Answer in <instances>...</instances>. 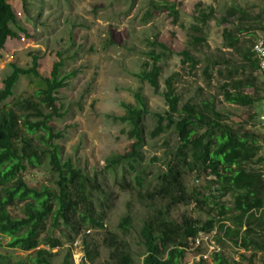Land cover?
Here are the masks:
<instances>
[{"label": "trees", "instance_id": "trees-1", "mask_svg": "<svg viewBox=\"0 0 264 264\" xmlns=\"http://www.w3.org/2000/svg\"><path fill=\"white\" fill-rule=\"evenodd\" d=\"M163 8L168 9L173 21H176L174 5L167 7L164 4ZM150 15L148 12L147 16ZM213 17L212 6L203 8L199 2L195 5L194 23L189 27L193 32L189 35V47L177 52L181 63L186 64L189 71L196 70L201 62L192 50L206 43L204 28ZM233 17H236L237 22L232 28L222 30V39L225 47L241 56V76H236V67L227 70V78L222 81L220 92L225 102L250 107L264 100V96L258 94L259 85L263 82L257 74L258 61L253 56L252 44L240 47L239 34L251 29L264 33V26L254 22L253 16L239 6L227 8L218 23H229ZM251 22L258 24L254 26ZM15 23L16 15L10 0H0V50L7 38L15 35L9 26ZM149 43L151 47L146 52L149 60L143 63L142 69L134 76L157 92L161 60L172 54L173 50L156 38ZM223 62L210 60L203 69L204 75L210 78V73L216 71L220 77H224L221 68L215 70V66ZM37 66L36 55H32L31 65L27 68L11 64L12 71L3 80L4 87L0 91L1 102L13 95L14 85L20 75H32L37 79V102L29 98L18 99L15 101V110H0V235L8 238V247L26 253L24 259L12 262L0 252V264H51L55 255L52 250L60 243L50 235L40 238L46 221H50L51 227L55 229H60L58 226L61 224L68 241L72 242L82 226L102 227L103 214L95 209L94 204L99 202L104 206L111 196L94 176L75 167L69 158L61 159L58 146L53 142V139L61 137L49 124L53 118L62 116L56 94L66 86L72 72L62 73V58L53 63L49 76H41ZM173 82V74L164 80L161 96L167 109L163 113L151 112L146 97L135 91L134 103L121 102L124 109L122 115L109 116L128 126L125 133L131 142L125 152L108 155L105 168L112 172L117 167L123 168L121 180H117L116 185L121 190L135 192L136 196L146 201L149 209L139 228V239L144 246L142 264H182L189 241L198 233H209L215 228L218 244L228 243L242 252L237 259L227 256L223 251L214 253L212 264H254L257 253H264V158L259 155V138L253 132L239 131L228 124L224 114L217 111L212 97L200 101L190 99L179 106ZM245 89H251V92ZM148 116L154 122L148 132L149 137L156 138L171 129L176 134L177 145L172 157L165 162L164 169L155 175L156 182L152 188L142 190L145 187L141 166L142 148ZM33 136L41 140L44 145L41 153L47 154L48 165L57 174L55 189L37 190L29 187L19 175L22 160L38 155V148L32 144ZM188 173H194L197 178L213 177L208 180L207 195L200 194L195 188L191 192L187 191L184 179ZM127 175L132 176V179H127ZM227 195L231 199L230 205L223 200ZM192 201L214 206L217 216L201 220L183 215L179 221L170 216L173 207ZM20 204L22 216L11 211ZM131 221L129 212L119 221L118 227L123 236L129 234ZM104 241L110 257L117 264H126L125 240L115 233L107 232ZM83 245L85 258L79 264H94L97 252L89 250L85 239ZM70 261L71 252L68 249L63 264H69ZM204 262L200 258L195 264Z\"/></svg>", "mask_w": 264, "mask_h": 264}, {"label": "rangeland", "instance_id": "rangeland-1", "mask_svg": "<svg viewBox=\"0 0 264 264\" xmlns=\"http://www.w3.org/2000/svg\"><path fill=\"white\" fill-rule=\"evenodd\" d=\"M198 2L203 8L212 6L214 17L204 28L206 43L192 50L201 62L196 70L189 71L187 65L181 63L177 52L189 47V35L193 33L189 27L194 23L195 5ZM10 4L16 15V23L9 26L15 35L7 38L0 56V91L4 87L3 80L12 71L11 64L27 68L31 65L32 55H36L38 73L49 76L53 63L62 58V73L72 72V75L67 79L66 86L56 94L62 116L53 118L49 124L61 137L53 139V142L58 146L61 159L69 158L75 167L94 176L111 194L104 206L99 202L94 204L95 209L103 214L102 227L84 225L72 242L68 241L61 224L58 226L60 229H55L51 227L50 221H46L40 238L50 235L60 243L52 250L55 255L51 264H63L68 249L71 252L69 264H79L85 258L83 239L87 241L89 250L97 252L94 264H117L110 257L104 241L107 232L117 234L127 243L126 264H142L144 246L139 239V228L149 213L146 201L136 196L135 192L121 190L116 185V181L121 180L123 168L117 167L115 172L105 168V158L112 153L125 152L131 142L125 133L128 126L109 116L122 115L124 109L121 102L134 103L135 91L146 97L151 112L163 113L167 109L161 96L164 80L173 74L179 106L190 99L200 101L214 98L217 111L224 114L228 124L239 131L253 132L259 138V155L264 158V121L261 119L264 115V100L245 107L227 103L221 95L220 85L227 78V70L236 67V76H241V56L225 47L222 39V30L232 28L237 22L236 17L230 18L229 23H218L227 8L239 6L253 16L254 22L264 25V0H10ZM164 4L167 7L174 5L176 21H173L169 10L163 8ZM148 12L150 16H147ZM253 24L257 26L258 23ZM260 36L262 33L259 30L243 32L239 34V45L253 44ZM155 38L173 50L172 54L161 60L157 92L134 76L142 69L143 63L149 60L146 52L151 47L149 42ZM58 53H61L60 56ZM210 60L224 61L220 66H215V70L221 68L224 77H220L216 71H208L210 78L204 75L203 69ZM257 74L263 82L259 85L258 94L264 96V75L258 71ZM36 81L32 75H20L14 85L13 95L0 102V110H15V101L18 99L29 98L37 102ZM245 91L251 92V89ZM145 125L141 163L145 187L142 190L152 188L156 182L155 175L164 169L165 162L172 157L177 145L173 130L150 138L148 132L154 126L150 116ZM32 138V144L38 148V155L22 160L19 175L29 187L37 190L55 189L57 174L50 169L47 154L41 153L44 145L38 136ZM127 179L131 180L132 176L127 175ZM211 179L212 176L197 178L194 173H188L184 183L188 192L195 188L200 194L207 195L208 180ZM223 200L230 205L228 195ZM20 206L11 211L22 216ZM128 212L132 216L130 232L123 236L118 223ZM183 215L204 220L208 216H217V210L210 204L195 201L177 205L170 210V216L175 220L179 221ZM7 240V237L0 235V252L12 262L24 259L26 253L8 247ZM219 245L227 256L234 259L239 258L242 252L228 243ZM196 253H203V248L187 247L182 264H195ZM204 261V264H212L211 260ZM253 263L264 264V253H257Z\"/></svg>", "mask_w": 264, "mask_h": 264}, {"label": "built area", "instance_id": "built-area-1", "mask_svg": "<svg viewBox=\"0 0 264 264\" xmlns=\"http://www.w3.org/2000/svg\"><path fill=\"white\" fill-rule=\"evenodd\" d=\"M253 56L258 61V71L264 73V37H258L252 44ZM264 121V115L261 116ZM264 181V173L262 174ZM216 228L209 233H198V235L189 241L188 248L200 249L203 248V253H196L194 259L211 260L214 253L222 251L221 246L215 241Z\"/></svg>", "mask_w": 264, "mask_h": 264}, {"label": "crops", "instance_id": "crops-1", "mask_svg": "<svg viewBox=\"0 0 264 264\" xmlns=\"http://www.w3.org/2000/svg\"><path fill=\"white\" fill-rule=\"evenodd\" d=\"M262 26H264V25H262ZM261 33H262V36H260V37H264V33L263 32H261ZM2 52H3V49L0 50V56H1Z\"/></svg>", "mask_w": 264, "mask_h": 264}]
</instances>
